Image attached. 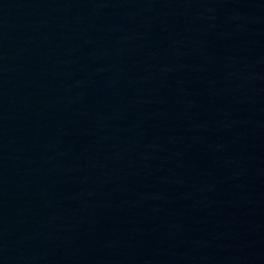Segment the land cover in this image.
<instances>
[{
	"label": "water",
	"instance_id": "obj_1",
	"mask_svg": "<svg viewBox=\"0 0 264 264\" xmlns=\"http://www.w3.org/2000/svg\"><path fill=\"white\" fill-rule=\"evenodd\" d=\"M264 0H0V264H256Z\"/></svg>",
	"mask_w": 264,
	"mask_h": 264
}]
</instances>
